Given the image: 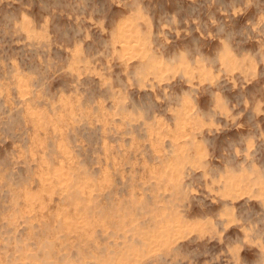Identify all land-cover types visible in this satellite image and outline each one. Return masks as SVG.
Listing matches in <instances>:
<instances>
[{"label": "rangeland", "instance_id": "obj_1", "mask_svg": "<svg viewBox=\"0 0 264 264\" xmlns=\"http://www.w3.org/2000/svg\"><path fill=\"white\" fill-rule=\"evenodd\" d=\"M0 264H264V0H0Z\"/></svg>", "mask_w": 264, "mask_h": 264}]
</instances>
